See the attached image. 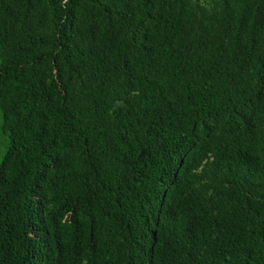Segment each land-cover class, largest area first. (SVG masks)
<instances>
[{
  "label": "trees",
  "instance_id": "obj_1",
  "mask_svg": "<svg viewBox=\"0 0 264 264\" xmlns=\"http://www.w3.org/2000/svg\"><path fill=\"white\" fill-rule=\"evenodd\" d=\"M14 3L0 0L19 32L0 61V264H264V0L237 9L226 58L187 28L185 0ZM83 39L122 76L111 124L83 81L115 72Z\"/></svg>",
  "mask_w": 264,
  "mask_h": 264
},
{
  "label": "rangeland",
  "instance_id": "obj_2",
  "mask_svg": "<svg viewBox=\"0 0 264 264\" xmlns=\"http://www.w3.org/2000/svg\"><path fill=\"white\" fill-rule=\"evenodd\" d=\"M21 0H5V4L19 3ZM38 3L41 0H37ZM245 0H185L186 14L188 21L186 23L187 28L190 26H206L211 32V42L221 51V54L226 58L232 51L234 46L233 42V31H234V19L237 13V9ZM256 24L258 26L264 25V10L258 17ZM19 38V32L9 26L5 22L0 21V61L2 53L4 52V46L10 43H14ZM188 40L193 44L204 43L201 38L195 40V36L190 35ZM81 43L92 46L98 49L99 53L110 58L109 68L115 75L107 78L88 77L84 80L86 84V90L90 89L91 95L102 102L105 109V120L108 124H111L110 116L115 105L119 104L121 97H124V88L122 87V76L118 68L114 65L111 58L110 51L104 49L101 45L96 42L89 40H81ZM206 45V44H205ZM73 98L79 115L84 120L90 119L91 104L89 102V95L85 89L79 84H76L73 89ZM260 106V104L258 105ZM2 113L0 111V158L4 153L6 140L2 134ZM213 161L211 154H207L202 162L197 173L204 172L209 164ZM47 208L45 209V212Z\"/></svg>",
  "mask_w": 264,
  "mask_h": 264
}]
</instances>
